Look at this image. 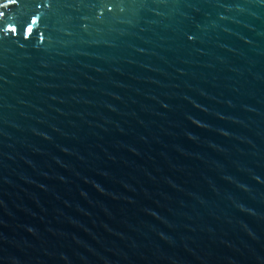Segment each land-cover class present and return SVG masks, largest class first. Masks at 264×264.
Wrapping results in <instances>:
<instances>
[{
  "label": "water",
  "instance_id": "1",
  "mask_svg": "<svg viewBox=\"0 0 264 264\" xmlns=\"http://www.w3.org/2000/svg\"><path fill=\"white\" fill-rule=\"evenodd\" d=\"M0 264H264V0H0Z\"/></svg>",
  "mask_w": 264,
  "mask_h": 264
}]
</instances>
